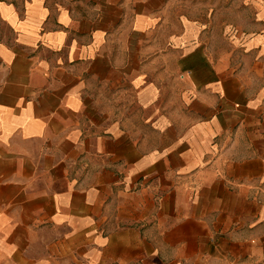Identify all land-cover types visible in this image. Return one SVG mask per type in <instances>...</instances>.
<instances>
[{
    "label": "crops",
    "instance_id": "obj_1",
    "mask_svg": "<svg viewBox=\"0 0 264 264\" xmlns=\"http://www.w3.org/2000/svg\"><path fill=\"white\" fill-rule=\"evenodd\" d=\"M0 264H264V0H0Z\"/></svg>",
    "mask_w": 264,
    "mask_h": 264
}]
</instances>
